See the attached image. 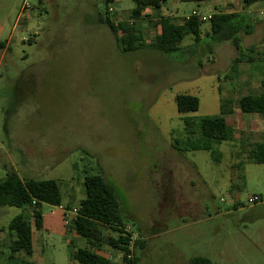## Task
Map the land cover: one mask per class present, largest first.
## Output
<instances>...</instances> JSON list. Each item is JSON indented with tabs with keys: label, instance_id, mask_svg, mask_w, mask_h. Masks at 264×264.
I'll return each instance as SVG.
<instances>
[{
	"label": "rangeland",
	"instance_id": "rangeland-1",
	"mask_svg": "<svg viewBox=\"0 0 264 264\" xmlns=\"http://www.w3.org/2000/svg\"><path fill=\"white\" fill-rule=\"evenodd\" d=\"M136 1L10 0L0 39L7 42L0 50V181L6 167L22 179L55 181L62 207L73 210L85 198V177L103 175L126 218L121 229L146 242L139 264H189L195 257L264 264V164L247 160L250 145L262 142L264 120L241 113L238 101L250 93L234 81L242 68L232 64L236 50L212 42L207 20L199 44L189 36L165 54L154 45L159 19L148 10L138 25L142 45L124 53L100 18L126 25ZM194 11L206 18L216 12L211 3L166 0L159 14L183 20ZM260 28L240 36L243 47L258 46L248 92L264 79ZM179 95L197 97L199 110L179 113ZM226 103L228 140L215 147L219 162L211 152L172 149L184 119L221 116ZM255 197L259 202L250 203ZM42 213V228L32 223L34 255L9 259L8 225L19 215L31 218L27 210L0 209V264H79L71 255L87 242L68 230L58 207L43 205ZM101 253L123 264L109 244Z\"/></svg>",
	"mask_w": 264,
	"mask_h": 264
},
{
	"label": "trees",
	"instance_id": "trees-1",
	"mask_svg": "<svg viewBox=\"0 0 264 264\" xmlns=\"http://www.w3.org/2000/svg\"><path fill=\"white\" fill-rule=\"evenodd\" d=\"M115 0H106L107 4ZM161 0H137L135 8L131 13L132 21L128 24L116 25L110 19L103 20L114 34L118 45L124 53L133 52L142 45L143 33L137 29L136 23L146 18L147 11L152 10L157 17L160 33L156 37L155 47L165 53L170 54L179 50V45L189 36H193L195 43L201 42V27L203 21L190 16L182 25H174L167 18L162 17L159 12ZM247 6L255 5L256 9L264 10V0H245ZM151 16V17H152ZM254 15L246 12L217 13L211 16L210 28L211 39L214 44L232 43L237 49L239 56L235 59L233 67L244 61H252L256 47L249 51L241 48V34L249 33L250 24ZM264 44V38H263ZM7 42L0 41V50H5ZM252 55V57L250 56ZM262 93L260 95H247L239 99V107L243 114H258L264 120V79L261 82ZM178 112L181 114L196 113L199 110V100L191 95H179L176 98ZM223 105L221 116L186 118L184 119V132L180 137H176L172 142V149L178 153L207 151L212 153L215 161L219 162L220 154L216 146L228 140L227 125L225 120V107ZM251 150L247 155V160L254 164H264V132L262 142L250 145ZM7 174L4 180L0 181V208L10 207L31 211V220L19 215L13 219L7 229L10 233V245L8 248L9 259H13L17 254L32 257L33 228L34 223L37 230L42 228L43 213L42 206L50 205L54 207L62 206V199L58 183L55 181H36L33 179H22L13 168H5ZM85 198L79 203L76 221L68 226V230H74L78 236L87 242V247L79 248L71 255L72 260L79 264H114L105 257L103 247L109 244L120 250L123 257V264H139L137 250H143L146 242L135 240L134 248L131 250V234L121 229L124 227L126 218L121 213L120 202L116 194L115 187L105 179L103 175H89L84 179ZM66 210L72 211L70 206ZM32 221V222H31ZM104 228L116 231L119 237L112 238L104 235ZM5 228H1L0 232ZM72 244V242H70ZM133 254V259L128 256ZM189 264H213L204 257H195Z\"/></svg>",
	"mask_w": 264,
	"mask_h": 264
},
{
	"label": "crops",
	"instance_id": "crops-1",
	"mask_svg": "<svg viewBox=\"0 0 264 264\" xmlns=\"http://www.w3.org/2000/svg\"><path fill=\"white\" fill-rule=\"evenodd\" d=\"M165 1L166 0H161L160 4L162 5V3L165 2ZM184 1H194L198 5H208V4L211 3L214 6L216 12L209 14V16L207 18H209V17H211V16H213L214 14H217V13H234V12L238 13V12H250V11H253V12H255L253 15H255L257 17L252 18V21H251V24H250V29L248 30L249 33L246 32V35H248V36L250 35L251 36V34H253V32H255V31H257V28H260V27H261L260 29L263 28V30H264V26H263L264 25V10H262L263 14L256 13V11H258L259 9H256L255 5L251 6V7L247 6V4L245 3V0H184ZM194 12H196V11H194ZM9 16H10V0H0V39L4 36ZM189 17L181 20L178 17L173 16L169 20L171 21V23L173 21L177 20L178 21L177 25H182ZM141 22L142 21H139V22L136 23L137 29H138V25H140ZM263 38H264V35H263ZM230 45L236 50V53L234 54L233 61H232L234 63L235 59L239 56V53H238L237 49L233 46V44H230ZM252 47H258V46L251 45V47H243L241 45V48H242V50L244 52L245 51L248 52L249 49L252 48ZM214 54L215 53H211L208 58L215 62L216 57H215ZM250 56L252 57L251 54H250ZM262 61H264V54H263V57H262ZM252 63H253V60L250 62V61H247L246 59L244 61H242V62L237 63V65L238 64L242 65V68H241V72L239 73V77H237V78L235 77L234 81L235 80L238 81V83L242 87H244L245 91L247 93H250V94H247V95L257 96V95H260L262 93L261 92L259 94H256L258 92V90H260V87L262 88L261 82H262L263 79L260 81V86H258L255 91H254V89H251V90L249 89L250 92H248V90H246V88H249V83L252 81L253 69H252V66H249ZM205 72H209V71L207 70ZM247 95H244V96H247ZM2 208L4 209V208H10V207H2ZM2 208H0V209H2ZM27 211L29 212L30 218H31L30 209L27 210ZM51 215H54V213L51 212ZM64 217H65V214H63V218ZM33 235H34V232H33ZM9 245H10V240H9V243L7 244L8 248H9ZM33 247H34V236H33ZM3 254H4V256H6V255H7V257L9 256L8 253H3ZM33 255H34V253H33Z\"/></svg>",
	"mask_w": 264,
	"mask_h": 264
},
{
	"label": "built area",
	"instance_id": "built-area-1",
	"mask_svg": "<svg viewBox=\"0 0 264 264\" xmlns=\"http://www.w3.org/2000/svg\"><path fill=\"white\" fill-rule=\"evenodd\" d=\"M248 15H253L255 12L253 11H250V12H246ZM256 13H260V14H263L262 13V10H258L256 11ZM192 16H196L198 18H200L203 22L204 21H207V20H210L211 17L209 18H206V17H203V16H198V14L196 12L193 13ZM223 201V200H222ZM250 203H258L259 202V199L257 197L255 198H252L249 200ZM64 214H65V225L66 226H70L71 224H73L71 221L75 222L76 221V218H77V214H78V208H75L73 209L72 211H68L66 210L64 207L60 206L58 207ZM130 228H127L126 230L124 229V231H126L127 233H130L129 231ZM131 234V233H130ZM132 244H134L133 242V237L131 235L130 237V246H132ZM131 250H132V247H131ZM130 259H133V254L131 253V255L128 256Z\"/></svg>",
	"mask_w": 264,
	"mask_h": 264
}]
</instances>
